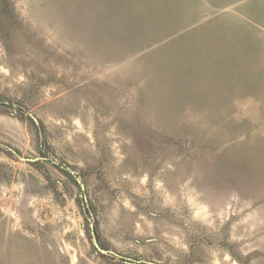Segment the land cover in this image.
I'll use <instances>...</instances> for the list:
<instances>
[{"label":"rangeland","instance_id":"1","mask_svg":"<svg viewBox=\"0 0 264 264\" xmlns=\"http://www.w3.org/2000/svg\"><path fill=\"white\" fill-rule=\"evenodd\" d=\"M0 264H264V0H0Z\"/></svg>","mask_w":264,"mask_h":264}]
</instances>
